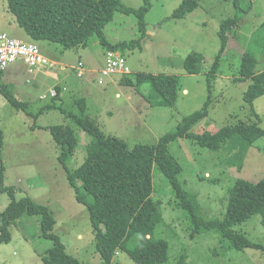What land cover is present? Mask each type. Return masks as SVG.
Returning a JSON list of instances; mask_svg holds the SVG:
<instances>
[{
  "label": "rangeland",
  "instance_id": "374dc122",
  "mask_svg": "<svg viewBox=\"0 0 264 264\" xmlns=\"http://www.w3.org/2000/svg\"><path fill=\"white\" fill-rule=\"evenodd\" d=\"M119 1L132 9L145 5L144 0ZM181 1L147 0L144 32L139 30L136 13L115 11L112 21L103 29L104 37L110 43L137 42L134 49L118 52L131 74L102 77L99 71L104 67L106 50L96 37L85 47L72 49L32 41L7 11L5 1L0 0V33L35 44L44 56L57 63L48 75L29 74L22 64H14L0 74V87L27 103L25 109L16 110L0 91L3 185L15 189L16 199L27 197L47 207L55 220L52 232L66 252L81 263L103 264L95 249L86 207L76 201L58 160L59 147L52 139L51 127L72 132L77 138L67 162L71 171L83 163L91 137L73 124L68 118L70 114L89 119L105 135L124 140L128 148L136 144L152 146L161 136L174 131L185 116L200 110L210 96L207 115L192 125L191 133H215L223 126L239 122H255L264 130V95L251 105L246 104L243 93L250 80H238L240 61L246 51L256 60L254 73L264 71V0H252L251 9L240 16L231 0H197L191 13L181 19L171 18ZM234 16L239 21L228 33L217 71L210 73L220 47L219 25ZM190 54L202 58L199 74L185 73L183 62ZM78 63L88 69L82 77L71 69L78 68ZM60 65L65 67L64 71ZM138 73L178 77L174 105L149 106L142 97L148 92V84L137 90L125 81ZM57 87L60 88L55 90V96L59 99L49 98L48 92ZM77 99L84 101V113L75 103ZM54 104L55 107L46 108ZM246 148L244 152L233 150L227 141L224 148L214 151L188 138L169 143L168 155L180 166L178 183L202 221L223 220L229 190L236 180L255 183L264 177V136ZM151 196L160 203L162 218L155 225L153 238L167 242L164 264H177L181 255L185 256L184 264H264L261 251L249 247L237 251L222 242L214 231L191 236L193 227L187 214L175 206L174 195L155 166ZM9 201V195L0 191V212ZM232 229L250 242L264 246L262 216L251 217ZM9 231L11 241L0 246V264H41L40 254L52 242L41 236L38 217L24 215ZM137 238L134 236L128 246L133 247ZM112 263L136 264L124 252L116 254Z\"/></svg>",
  "mask_w": 264,
  "mask_h": 264
},
{
  "label": "trees",
  "instance_id": "16d2710c",
  "mask_svg": "<svg viewBox=\"0 0 264 264\" xmlns=\"http://www.w3.org/2000/svg\"><path fill=\"white\" fill-rule=\"evenodd\" d=\"M4 1L7 11L32 41L57 43L64 49H72L85 47L92 37H96L106 52L134 49L137 43L134 40L129 43H110L105 39L103 29L112 21L115 11L124 14L136 13L139 17V30L144 32L143 16L148 9L147 0H144L145 5L138 9L126 7L119 0ZM231 2L239 16L247 13L252 7V0ZM197 5V0H182L171 18L181 19L196 9ZM238 21V16H234L220 23V47L211 64L210 73L217 71L227 44L228 33L236 27ZM262 24L264 25V21ZM255 65L256 60L252 53L244 52L239 65L238 80H250L243 93V101L249 105L264 95V71L255 74ZM183 68L188 75L199 74L202 68L201 56L188 55L183 62ZM125 81L135 85L137 90L148 84V92L146 95L142 94V97L151 107H171L176 101L179 80L174 75L138 73L134 78ZM0 91L16 110L27 107V103L17 100L12 93L4 91L1 87ZM57 98L58 95L52 97ZM209 102L210 96L200 110L185 116L174 131L161 136L155 145L136 144L132 148H128L122 139L105 135L89 119L68 114L73 124L91 137L86 145L83 163L72 171L68 169L67 162L77 145V138L72 132L50 128L52 139L59 147L58 160L66 172L67 182L76 201L86 207L95 249L103 264H113L112 259L119 252L126 253L136 264L166 262L167 242L153 238L155 225L162 218L160 203L151 196L153 166L166 179L174 195L175 206L187 214L193 227L191 236L214 231L222 242L226 241L229 247L237 251L249 247L264 253V246L250 242L232 229L234 225L251 217L260 215L264 218V177L255 183L243 179L234 182L229 190L226 213L222 221H202L187 192L178 183L180 166L168 155L169 143L188 138L201 147L218 151L229 141L231 149H241L244 152L246 145H251L264 136V130L255 122L226 125L215 133H191L192 125L207 115ZM75 103L80 112L84 113V101L77 99ZM51 107H55V104L46 108ZM2 144L3 134L0 130V191L10 197L5 209L0 212V246L11 241V225L16 224L24 215L36 216L41 236L52 242V246L40 254L41 264H86L69 255L58 236L52 232L55 220L47 207L27 197L16 199L15 189L3 185ZM237 153L240 157V152ZM136 235L138 240L135 245L128 246ZM24 238L29 239L26 235ZM184 261L185 256L181 255L177 264H184Z\"/></svg>",
  "mask_w": 264,
  "mask_h": 264
},
{
  "label": "built area",
  "instance_id": "2783aa9c",
  "mask_svg": "<svg viewBox=\"0 0 264 264\" xmlns=\"http://www.w3.org/2000/svg\"><path fill=\"white\" fill-rule=\"evenodd\" d=\"M15 62H22L29 74L42 73L47 75L57 67V63L45 57L35 44L12 38L6 33H0V72L6 71ZM77 66L78 68L71 69L76 71L77 77H82L83 73L88 71V69L84 68L80 63ZM99 73L102 77L116 74L128 76L131 74V70L121 54L118 52H106L104 67ZM55 95V90L48 92L49 98ZM43 98L46 97L43 96Z\"/></svg>",
  "mask_w": 264,
  "mask_h": 264
},
{
  "label": "crops",
  "instance_id": "0c3cea01",
  "mask_svg": "<svg viewBox=\"0 0 264 264\" xmlns=\"http://www.w3.org/2000/svg\"><path fill=\"white\" fill-rule=\"evenodd\" d=\"M45 57H47V56H45ZM47 58H49V57H47ZM14 64H22V65H23L22 62H15V63H13L12 65H14ZM12 65H10L7 69H9ZM59 67H60V69H61L62 71L65 70V69H64V66H61V65H60ZM7 69H6V70H7ZM53 70H54V69H53ZM53 70H52V71H53ZM52 71H51V72H52ZM49 74H50V72H49ZM47 75H48V74H47ZM58 88H60V87L54 88L53 90H57V91H58ZM50 91H51V90H50ZM185 92H186V91H185ZM23 93H24V92H23ZM59 95H61V94H59Z\"/></svg>",
  "mask_w": 264,
  "mask_h": 264
}]
</instances>
